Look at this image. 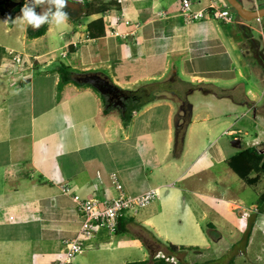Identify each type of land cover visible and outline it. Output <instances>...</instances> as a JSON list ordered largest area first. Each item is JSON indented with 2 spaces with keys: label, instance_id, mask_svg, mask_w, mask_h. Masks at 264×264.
Wrapping results in <instances>:
<instances>
[{
  "label": "crops",
  "instance_id": "1",
  "mask_svg": "<svg viewBox=\"0 0 264 264\" xmlns=\"http://www.w3.org/2000/svg\"><path fill=\"white\" fill-rule=\"evenodd\" d=\"M182 1L126 0L119 10L138 27L106 24L99 38L90 36L88 25L101 16L77 18L76 8L64 10L65 24H49L38 37L28 36L32 27L20 19L21 10L12 24L0 10V264H55L80 233L75 197H116L113 173L127 194L157 189L159 196L123 214L119 226L125 231L98 229L72 264L150 260L168 253L169 243L198 247L187 250L185 264H264V212L257 214L264 175L250 184L229 164L242 142L235 146L228 137L241 133L235 117L246 106L198 90L188 94L191 83L209 82L240 88L236 93L258 107L264 79H254L241 27L251 28L264 49L257 36L264 37V18L190 22L181 14ZM226 3L194 0L196 9ZM256 5L245 7H264ZM36 11L45 12L42 3ZM11 51L23 54L20 65ZM61 64L72 68L75 80L99 73L124 90L168 81L170 90L187 97L192 119L179 127L182 102L169 95L125 124L118 111L104 113L93 87H59ZM177 131L184 138L178 145ZM256 143H264L263 130ZM251 219L249 243L238 251L234 246ZM209 224L220 238L208 234Z\"/></svg>",
  "mask_w": 264,
  "mask_h": 264
},
{
  "label": "trees",
  "instance_id": "2",
  "mask_svg": "<svg viewBox=\"0 0 264 264\" xmlns=\"http://www.w3.org/2000/svg\"><path fill=\"white\" fill-rule=\"evenodd\" d=\"M21 3L14 10L8 11L5 9L3 5H0V10L2 14L8 18L9 23L12 24L14 21L15 15L22 9L24 6L25 0H19ZM74 0H67V6L65 9L72 10L76 8L75 15L77 18L81 17H92L95 15H100L98 19L92 21L88 25V31L92 38H99L105 36L107 33V26L103 19V14L111 11L112 9H119L121 6L115 0H85L82 3L73 2ZM233 9V8H232ZM234 10V9H233ZM235 11V10H234ZM236 12V11H235ZM236 16L240 18L242 21H245L241 18L240 14L236 12ZM76 19V18H75ZM49 24L42 25L39 29L28 28V36L29 37H38L46 33ZM241 32L249 45V51L252 57H247L251 60V65L259 64L264 69V49L261 47L260 42L254 37L253 31L251 28L246 26L241 27ZM58 72L60 74V82L59 87H62L68 83L75 82L79 86H90L95 90L99 91L93 85L88 83H83L81 81L75 80V73L71 67L61 64L58 67ZM170 84L167 82H153L147 83L137 89H121V100L123 101V107L116 105L114 100L112 103L109 101V97L103 95L101 96L104 100V113L109 114L112 111L116 110L119 112L122 121L127 124L129 123L133 117L135 112L142 110L145 106L153 103L157 100L167 98L170 94V97L180 99L182 102L183 109L187 107L189 101L186 96H180L178 93L170 90ZM241 90L240 88L233 89H224L219 87L214 83L209 82H199V83H191V87L189 89V93L192 91H200L203 94H215L221 98H230L234 102L248 105L253 109H257L256 102L248 99L246 94L240 93L241 97L236 93V91ZM100 92V91H99ZM236 93V94H235ZM187 94V95H188ZM184 112V111H183ZM187 115L184 113L183 115V123L179 125L180 128H184L187 125ZM264 146V143L262 144ZM231 168L243 179H245L248 183L254 184L256 183L260 176L264 175V153H260L257 146L247 147L238 152L235 156L231 158L229 161ZM252 173H256V176L251 178L250 175ZM264 212V195H262L258 200V209L257 214ZM253 228L252 219L249 222L248 229L242 238V240L234 246V248L238 249V251L243 249L241 245L244 247L248 245L249 239L251 236V231ZM119 232H123L126 230L125 227L119 226ZM208 234L213 239L220 238V233L217 231L216 227L212 224L208 225L207 228ZM198 247L193 246H185V245H176L169 243L168 244V253L172 255H176L179 258L178 264H185V255L187 250H194ZM129 264H168L164 259H156L155 256L150 260L145 261H134Z\"/></svg>",
  "mask_w": 264,
  "mask_h": 264
},
{
  "label": "built area",
  "instance_id": "3",
  "mask_svg": "<svg viewBox=\"0 0 264 264\" xmlns=\"http://www.w3.org/2000/svg\"><path fill=\"white\" fill-rule=\"evenodd\" d=\"M120 6L124 5L126 0H115ZM181 14L187 21L198 22L208 19L221 20L225 23H234L236 20V12L229 6L220 7L212 6L209 8L196 9L194 0H183ZM106 24H114L125 22L127 25H135L128 19L123 10L113 9L103 14ZM14 54V61L17 64L23 62V54L11 51ZM240 132H233L237 136ZM260 153H264V146L257 143L256 145ZM112 180L119 191V194L113 198L94 197L90 199H82L75 197L77 207L82 214V226L78 237L67 242L65 253L56 261L55 264H72L75 257L82 254L89 242L94 240L98 235V229L104 228L109 233L115 234L119 229V221L123 214L127 211H134L145 208L158 198L157 189H151L143 194L131 196L126 193L123 184L119 181L117 173L112 174ZM63 191H68L67 187H63ZM156 259H164L168 264H178L179 258L176 255L159 251L155 254Z\"/></svg>",
  "mask_w": 264,
  "mask_h": 264
},
{
  "label": "water",
  "instance_id": "4",
  "mask_svg": "<svg viewBox=\"0 0 264 264\" xmlns=\"http://www.w3.org/2000/svg\"><path fill=\"white\" fill-rule=\"evenodd\" d=\"M77 1V0H74ZM231 8H233L237 13L240 14L241 18L245 21H253L255 19H262L264 18V7L256 8V9H249L245 7L241 0H226ZM19 0H0V5H3L5 9L8 11L14 10L17 6L20 5ZM78 81L83 83H88L93 85L97 88L100 93L109 97L110 103L116 100L115 104L123 107V101L121 100V89L115 85L111 80L104 75L99 73H89L85 75H80L77 78ZM184 113L188 115V121L190 122L192 119L193 107L191 104L187 105L186 108L183 109ZM183 141L184 138L180 139V131H177L176 134V145ZM235 146H241L240 139H234L232 142Z\"/></svg>",
  "mask_w": 264,
  "mask_h": 264
},
{
  "label": "rangeland",
  "instance_id": "5",
  "mask_svg": "<svg viewBox=\"0 0 264 264\" xmlns=\"http://www.w3.org/2000/svg\"><path fill=\"white\" fill-rule=\"evenodd\" d=\"M223 1L225 2L226 0H223ZM241 1L242 2L245 1L247 3V5L253 6V7L257 6L256 2L260 6L264 5V0H244V1L241 0ZM246 3H245V5H246ZM226 4H227V6H229L228 3H226ZM42 5H43V11L48 10V4H47L46 0H45V2L42 3ZM223 7H226V6H223ZM64 10H67V9H64ZM237 17L238 16H236V18ZM81 18H86V17H81ZM255 23H256V20H255ZM257 36L259 39H261L262 43L264 44L263 35L258 33ZM260 45H261V43H260ZM243 52H244L245 56H247L248 58L252 57L250 54L249 45L247 42H245L243 44ZM252 59H251V61H252ZM252 66H253V71H254V75H255L254 79L255 80H257V78H259L260 80L262 78L264 79V69L259 64H256V65L253 64ZM171 85H174V84H171ZM259 91H260V93H262V96L264 97V82L260 83ZM168 95H170V94H168ZM239 96L241 97V94H239ZM245 106H246V108H242L241 113H237L236 117H235L236 129L237 130L241 129V133L236 134L237 135L236 138L241 139V142H242V147L239 150H242V149H245V148L251 147V146H256L257 145V143H256L257 137L259 136V130L264 131V119H263V117H262L263 120L260 118L261 115L264 116V98H263L262 102L258 105V108L256 109L257 110L256 113L257 114L259 113V115L261 114L260 117H258V119H255V117H254L256 114L254 112L255 109L251 110L248 113V112H246V110L249 106L248 105H245ZM187 117H188V115H187ZM228 139L232 140V139H235V137H228ZM192 258H193V256H192ZM183 264H184V262H183Z\"/></svg>",
  "mask_w": 264,
  "mask_h": 264
},
{
  "label": "clouds",
  "instance_id": "6",
  "mask_svg": "<svg viewBox=\"0 0 264 264\" xmlns=\"http://www.w3.org/2000/svg\"><path fill=\"white\" fill-rule=\"evenodd\" d=\"M45 0H25L21 9L22 22L30 25L33 29H39L44 24L63 25L68 20V13L64 11L67 6V0H46L48 10L37 12L36 8Z\"/></svg>",
  "mask_w": 264,
  "mask_h": 264
}]
</instances>
